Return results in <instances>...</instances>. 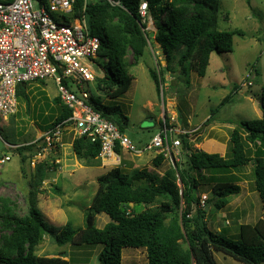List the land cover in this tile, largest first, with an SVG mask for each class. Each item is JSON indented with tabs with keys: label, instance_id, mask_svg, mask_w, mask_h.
I'll return each instance as SVG.
<instances>
[{
	"label": "trees",
	"instance_id": "trees-1",
	"mask_svg": "<svg viewBox=\"0 0 264 264\" xmlns=\"http://www.w3.org/2000/svg\"><path fill=\"white\" fill-rule=\"evenodd\" d=\"M9 1L0 0L2 3ZM142 4L146 5V13L156 29L153 38L146 31L145 17L140 14ZM220 4V0H76L71 19L85 18L89 34L101 41L96 63L107 65L103 77L95 78L96 91L110 101L123 97L133 81L127 55L130 54L133 64H137L148 46L155 44L163 50L165 60L169 64L174 60L181 72L188 64L189 71L205 77L212 53L233 51L235 33L216 29ZM161 75L150 72L157 92L162 88ZM237 90L234 86L220 106ZM16 98L17 102L23 98L28 103L27 84L17 86ZM258 100L261 118L237 123L229 133L224 156L197 149L195 144L200 140L195 142L188 135L176 134L181 145L179 156H184L185 161H177L172 154L170 166L161 175L144 170L126 174L114 168L100 176L97 191L84 214L83 228L70 224L55 228L44 222L37 205L51 164L38 163L32 176L27 216H14L8 206H0V264H69L65 256L36 255V248L45 234L52 236L59 246H102L99 264H122L121 252L125 248L145 249L147 264H217L214 253L240 264H264V87ZM52 103L57 107V115L47 131L71 117V111L59 97ZM89 104L123 133L127 118L119 106L104 105L93 96ZM217 111L218 108L212 110L211 116ZM163 124L167 126L166 119L160 122L161 126ZM3 138L11 146L17 145ZM40 141L44 139L24 143L15 150L23 160L26 152L31 157L37 156L42 152L38 146ZM71 146L78 160L87 165L99 164L100 144L97 141L76 137ZM116 153H121L119 148ZM165 161L167 159L159 154L153 158L152 165L160 168ZM249 164L253 165L252 190L261 202V218L255 224L240 225L236 240L232 241L207 227L205 209L207 204H211L209 209L213 207L218 212L227 208V198L241 193L240 181L233 172ZM202 172L208 177H203ZM205 185L210 186L209 197L201 207L203 192L200 188ZM53 192L57 196L62 194L57 187ZM131 205H144L146 210L134 214L130 211ZM100 214L110 220L102 229L94 225L95 217Z\"/></svg>",
	"mask_w": 264,
	"mask_h": 264
},
{
	"label": "rangeland",
	"instance_id": "rangeland-1",
	"mask_svg": "<svg viewBox=\"0 0 264 264\" xmlns=\"http://www.w3.org/2000/svg\"><path fill=\"white\" fill-rule=\"evenodd\" d=\"M220 3L216 29L235 33L233 51L212 53L205 77L200 78L189 71L188 64L184 65V71L181 72V68L179 69L174 60L171 64L165 60L163 50L155 44L154 47L148 46L137 64H133L130 54L127 55L128 71L133 81L123 97L110 101L103 94L98 93L92 84L89 85L88 89L95 100H99L104 105L120 107L121 113L127 118L123 134L137 147L143 148L148 144L163 128L160 122L166 119L169 127L178 126L187 131L196 129L197 132L192 135L195 142L203 133L204 139L201 142L203 149L217 150L220 155L219 149L223 150L224 147L225 155L229 133L237 123L261 118L258 98L264 87V0H220ZM145 25L147 33L153 38L156 29L148 13L145 14ZM168 65L170 69H167ZM100 66V70L94 68L95 73H106V63ZM151 71L162 74V88L159 92L150 78ZM234 86H237L238 90L223 106H220ZM56 94V87L50 80L28 83V103L23 98H19L14 117L8 118L4 123L0 121L1 138L4 140L3 137H6L10 142L14 141L17 144L11 146L5 142L0 149V159L10 158L5 164H0V200L4 201V204L0 202V206H8L11 214L17 217L27 216V201L34 173L31 160H35L36 156L31 157L30 153L26 152L23 160L15 149L24 143L31 144L44 138V132L57 115V107L52 103ZM216 108L218 111L211 116V111ZM206 132H209V136L205 135ZM71 136L72 133L68 130L63 132L62 141L65 145L60 149L61 153L59 149L53 148L48 151L47 147L43 148L44 141L38 143L42 148L41 153L47 157L46 160L50 159V156H62L61 163H50L51 171L45 184L43 183L37 205L44 222L55 228H62L66 224L74 228H83L85 211L98 188L97 179L112 169L102 166L98 159L99 164L95 165H87L78 160L71 148H67ZM210 138L214 139L218 146L210 147L207 143V139ZM65 149L67 151H64ZM55 151H58V155ZM120 157L124 158L120 169L126 174L144 170L152 175H161L171 163L167 160L160 168H155L152 165L154 151H144L139 156L126 153ZM129 158L134 160H127ZM176 160L185 161L184 156L181 155L176 157ZM34 163L35 166L38 164ZM252 173V164L233 172L240 181L238 185L241 187V193L227 198L228 206L224 211L218 212L213 207L207 210L208 212L205 209L206 224L211 231L235 241L239 224L249 222L245 217L240 218L241 222H238L237 218L231 220L233 216L238 217L242 214V210L249 209V221L260 219L261 202L258 194L252 190ZM202 175L208 177L205 172H202ZM54 187L60 189L61 196L54 194ZM209 189V185L202 186L200 188L203 192L202 196L208 198ZM145 210L144 205L130 206V211L134 214ZM108 221L109 218L105 214H100L95 217L94 225L102 229ZM101 249L100 245L59 246L52 236L45 234L35 253L39 257L48 258L65 256L69 264H99L98 255ZM214 259L217 264H240L220 253H214ZM121 263L147 264L145 249H123Z\"/></svg>",
	"mask_w": 264,
	"mask_h": 264
},
{
	"label": "built area",
	"instance_id": "built-area-1",
	"mask_svg": "<svg viewBox=\"0 0 264 264\" xmlns=\"http://www.w3.org/2000/svg\"><path fill=\"white\" fill-rule=\"evenodd\" d=\"M75 4L76 0L0 2V121L4 123L16 114L18 85L50 80L61 103L71 111V117L45 134L48 150H56L63 132L68 130L72 140L85 136L100 144L97 159L104 167L123 166L116 148L133 156L154 151L171 162L172 154L175 158L179 156L181 146L180 140L174 139L176 134L188 135L193 141L196 129L185 131L163 124L150 142L139 148L113 122L90 107L89 85L104 75L94 70L101 68L96 63L101 41L89 34L84 17L71 19ZM140 14L145 17V4L141 5ZM64 124L69 125L63 127ZM9 160L3 157L0 164ZM206 200V196L201 197V207Z\"/></svg>",
	"mask_w": 264,
	"mask_h": 264
},
{
	"label": "crops",
	"instance_id": "crops-1",
	"mask_svg": "<svg viewBox=\"0 0 264 264\" xmlns=\"http://www.w3.org/2000/svg\"><path fill=\"white\" fill-rule=\"evenodd\" d=\"M56 97H58L57 96V94L55 95ZM55 97V98H56ZM54 98V97H53ZM52 101H53V99H52ZM175 127H178V126H175ZM179 128V127H178ZM180 129V128H179ZM210 129H212V127L210 128ZM182 130H184V129H182ZM185 131H187V130H185ZM48 131L46 130L45 132H44V134H43V137L45 136V134L47 133ZM207 134V136H209L208 134H209V132H206L205 133V135ZM200 135V134H199ZM204 134L202 133V135L201 136H199L198 137V139H196V140H200V142L198 143V144H195V146H197L198 148L197 149H200V150H202V151H204V152H211V153H209V154H218L217 152V150H213V149H208V150H204L203 149V147H202V145H201V142H202V140L204 139V136H203ZM71 142H72V136H71V138H69V143H67V148H71V150H72V146H71ZM207 143H208V145L210 146V147H212V146H218V143L214 140V139H207ZM64 145H65V143H63V141H62V139H61V144L60 145H57L56 146V149H59L58 151L61 153V151L62 150H60V149H63V147H64ZM224 147H223V150L220 148L219 150H221L220 152H221V156H224ZM48 151H51V150H48ZM58 151H55V154L56 155H58ZM64 151H67L66 149L64 150ZM72 153H73V151H72ZM74 154V153H73ZM122 154H126V153H122ZM122 154H121V156H122ZM59 156V155H58ZM58 156H53V157H49L50 159H47L46 160V158L47 157H45V154H43V153H40V154H38V156H36L35 157V160L33 159V160H31V164L33 163L34 164V166H35V163L34 162H36V163H41V162H49V164L51 163H61V158H62V156L61 157H58ZM155 156H156V153H155ZM127 160H130V161H133L134 159H127ZM41 161V162H40ZM123 161H124V158H123ZM32 166V168L34 169V166L33 165H31ZM45 184V183H44ZM40 196V195H39ZM39 202V201H38ZM46 204V203H45ZM228 206V205H227ZM235 210H237V209H235ZM230 213H233V212H231L230 211ZM249 214H250V212H249V209L246 211L245 209L244 210H242V214H240V215H238V217H234L233 216V218L231 219V220H233L234 218L236 219H238V222H241V219L240 218H242V217H245V219L246 220H248V222L250 223V222H252V224H255L258 220H256V219H254L253 221L252 220H250L249 221ZM232 215V214H231ZM230 215V216H231ZM261 218V217H260ZM236 219V220H237ZM256 220V221H255ZM110 221V220H109ZM109 221H108V223H109ZM255 222V223H254ZM105 223H106V221H105ZM249 223H247V224H249ZM251 224V225H252ZM240 225H242V224H239V226ZM218 227H219V225H218ZM221 228V227H220ZM219 228V229H220Z\"/></svg>",
	"mask_w": 264,
	"mask_h": 264
},
{
	"label": "water",
	"instance_id": "water-1",
	"mask_svg": "<svg viewBox=\"0 0 264 264\" xmlns=\"http://www.w3.org/2000/svg\"><path fill=\"white\" fill-rule=\"evenodd\" d=\"M24 86V85H23ZM4 141H3V139L1 138V136H0V149L1 148H3V145H4ZM7 145V144H6ZM211 206V204H207V208H206V211L209 209V207Z\"/></svg>",
	"mask_w": 264,
	"mask_h": 264
}]
</instances>
